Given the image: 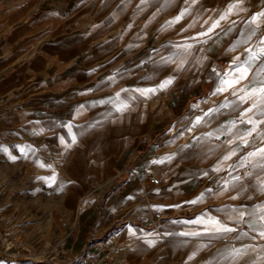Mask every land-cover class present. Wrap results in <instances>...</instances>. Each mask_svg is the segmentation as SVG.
Returning a JSON list of instances; mask_svg holds the SVG:
<instances>
[{"label":"crops","instance_id":"1","mask_svg":"<svg viewBox=\"0 0 264 264\" xmlns=\"http://www.w3.org/2000/svg\"><path fill=\"white\" fill-rule=\"evenodd\" d=\"M231 2L0 0V188L19 187L22 196L41 186L72 208L80 204L42 219L57 216L65 229L73 220V262L264 264V238L252 231L259 219L248 215L264 206V169L253 167L259 158L239 166L264 141L254 134L255 143L212 171L239 144L229 141L251 127L227 130L251 101L195 125L209 109L237 100L232 90L211 95L216 73L234 67V57L243 60L264 34L262 24L249 44L229 51L264 10V0H244L247 11L201 36ZM258 67L239 87L257 86ZM170 77L173 84L160 89ZM147 89L157 90L142 95ZM201 193L203 202L189 203ZM233 210L244 211L243 221L235 222ZM201 217L205 223H193ZM213 218L236 231L216 233ZM242 247L248 251L234 259L231 251Z\"/></svg>","mask_w":264,"mask_h":264},{"label":"snow or ice","instance_id":"2","mask_svg":"<svg viewBox=\"0 0 264 264\" xmlns=\"http://www.w3.org/2000/svg\"><path fill=\"white\" fill-rule=\"evenodd\" d=\"M146 0H141V3H145ZM190 4H195L198 0H188ZM242 11H247L244 7V0H232L229 3L228 7L223 10L217 19H215L208 27L207 31L200 33L201 36H210L212 32H214L217 28L220 27L221 21H227L230 16L238 15ZM189 14V8H186L180 16H177L173 21L169 22L170 24L178 23L185 15ZM204 23H208V21H204ZM235 23V21H233ZM264 24V10L255 13L251 19L247 22V30L246 33H241L242 39L237 40L232 48L229 51L235 50L241 44H249L254 36H256L258 29L261 25ZM191 27V25H190ZM227 34V33H225ZM193 39H197L194 37ZM205 43L207 41H204ZM187 48H191L192 45H187ZM247 53L246 57L241 60L240 57L233 58V66L230 67L229 71H227L223 76L219 73H216L218 77L217 86L212 92L211 95L222 94L229 90H232V95L237 97L236 101L228 102L221 104L219 108L209 109L208 112L204 113L203 116L197 117L195 120V125H199L204 121V116H211L212 114L218 113L220 108L231 107L232 104H235L236 107L233 109L234 111L239 109L240 104L248 103L251 101V106L243 109L240 112V116L238 120L230 121L227 126V130L231 132L232 129L236 128L239 123H244L250 125L251 127L243 133H237V136L229 141V143H236L239 141L237 147L230 149L225 155H223L220 163L212 169V171L219 172L222 170V165L227 161L231 160L232 157L238 154V148L242 146H248L249 143H255V141H250L249 138L253 137L255 134L256 139L260 141H264V130L261 129V125H264V34H261L260 38L257 41V44L254 47H248L245 49ZM256 64H259V67L256 68L255 72L252 74V80L257 84L256 87L251 88L249 90L248 86L239 87L241 83L245 80L249 79V74L252 72V69ZM215 72V69H213ZM174 82V77H170L163 81L160 85V89H165L172 85ZM157 89H147L141 92L142 95H147L149 92H155ZM193 107H199V105H193ZM251 114V115H250ZM259 116L260 119L256 117ZM191 130V129H189ZM225 130L223 127L219 131ZM209 136L214 135V133H209ZM73 142H75L76 137L73 136ZM257 158H259L257 160ZM168 159H171L169 157ZM253 160H257V163L253 165V167H258L264 169V147L257 148L255 151L249 152L247 156L241 158L239 166H245L247 163H251ZM43 166V165H42ZM232 168L237 167V165L230 166ZM203 175L207 176L208 173L205 172ZM251 175V173H249ZM235 180L239 181L240 177H234ZM226 190V189H225ZM260 191H264V180L260 182ZM212 189H207L208 193H211ZM219 195L220 193H215ZM206 193H201L195 200L189 201V203H201L205 199ZM237 212V217L235 222L239 223L244 219V211L242 210H233ZM259 212H264V206H257L256 208L251 209L248 212V215L252 217L254 220L259 219V225L256 227H252V231H258L260 237L264 238V215H259ZM231 218V217H230ZM193 223L203 224L205 220L203 217L200 219L193 221ZM214 225V231L216 233H231L236 231L235 228L228 227L225 224H222L220 221L216 219H212L210 221ZM191 235H199V233H191ZM242 236H247L248 233H242ZM201 247H206V245H202ZM248 251L247 247L233 249L231 251V255L234 259L241 258ZM195 256L193 253L189 259H192Z\"/></svg>","mask_w":264,"mask_h":264},{"label":"rangeland","instance_id":"3","mask_svg":"<svg viewBox=\"0 0 264 264\" xmlns=\"http://www.w3.org/2000/svg\"><path fill=\"white\" fill-rule=\"evenodd\" d=\"M3 190L0 188V264H74L67 245L73 220H67L66 229L55 223L45 233L42 219L50 209L66 214L67 209L77 211L80 204H72L74 209L59 200L57 192L41 186H29L22 196L19 187H12L11 193ZM41 206L45 212L39 210Z\"/></svg>","mask_w":264,"mask_h":264},{"label":"bare ground","instance_id":"4","mask_svg":"<svg viewBox=\"0 0 264 264\" xmlns=\"http://www.w3.org/2000/svg\"><path fill=\"white\" fill-rule=\"evenodd\" d=\"M2 201V200H1ZM42 207V206H41ZM60 219L57 217V216H53V217H51V219H49V220H47V221H45V228L47 229H44L45 230V233L46 232H48L49 230H50V228L52 227V225L53 226H55L54 224L56 223H60ZM43 223H44V221H43ZM54 229V228H53ZM43 230V231H44ZM52 235V234H51Z\"/></svg>","mask_w":264,"mask_h":264},{"label":"built area","instance_id":"5","mask_svg":"<svg viewBox=\"0 0 264 264\" xmlns=\"http://www.w3.org/2000/svg\"><path fill=\"white\" fill-rule=\"evenodd\" d=\"M153 183L155 184H159V180L158 179H153ZM156 218H160V215H156ZM118 252V251H116ZM74 264H92L89 260H78L76 262H74Z\"/></svg>","mask_w":264,"mask_h":264}]
</instances>
